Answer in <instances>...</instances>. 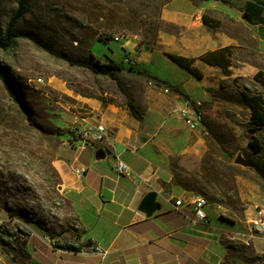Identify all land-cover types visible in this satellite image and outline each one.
<instances>
[{"label": "rangeland", "instance_id": "374dc122", "mask_svg": "<svg viewBox=\"0 0 264 264\" xmlns=\"http://www.w3.org/2000/svg\"><path fill=\"white\" fill-rule=\"evenodd\" d=\"M168 1L29 0L31 11L16 27L12 49L0 52L5 74L25 91L31 113L28 121L0 80V264H34L31 236L53 238L61 250L80 245L81 228L68 198L76 167L66 152L74 147L76 130L98 125L80 124L89 116L80 100L126 108L116 83L89 68L94 58L104 63L106 57L130 55L120 49L125 43L141 53L133 52L135 63L118 77L143 114L132 120L151 152L157 185L179 186L222 206L228 220L239 224L240 235L230 244L232 264H264V230L250 224L264 217V128L250 123L251 111L243 103V94L264 99V81L257 78L262 72L264 80V51L238 10L214 3L218 9L205 13L222 21L217 32L236 47L232 75L214 68L189 83L190 74L168 58L171 52L161 43L162 32L175 39L181 31L162 18ZM16 8L17 0H0V33ZM114 36L122 40H100ZM146 76L167 77L191 95L179 98ZM187 100L202 102L208 133L184 125L178 102ZM255 140L259 152L251 146ZM239 155L251 166L236 164Z\"/></svg>", "mask_w": 264, "mask_h": 264}, {"label": "crops", "instance_id": "0c3cea01", "mask_svg": "<svg viewBox=\"0 0 264 264\" xmlns=\"http://www.w3.org/2000/svg\"><path fill=\"white\" fill-rule=\"evenodd\" d=\"M225 1L227 4H220L227 8L236 4L241 16L245 12L250 14L248 25L254 29L264 51V6L256 0ZM214 3L218 2L196 5L191 0H170L162 10L164 21L181 28L175 39L166 38L162 32V46L173 54L194 58L196 66L205 75L214 68L199 58L207 52L232 45L224 33L214 31L202 22L206 10L218 9ZM227 14L236 18L235 13ZM120 49L130 54L125 56L136 52L130 43L120 45ZM125 56L123 59H106L123 68L131 67L123 62ZM157 79L183 96L191 95L192 91L181 89L167 77ZM193 80L194 77L189 75L188 82ZM80 103L89 112L80 124L98 122L111 134L104 142L88 143L85 150L75 147L67 150V160L75 167L87 170L80 179L71 171L68 198L81 228V239L96 244L106 253V258L69 250L56 252L41 237L35 236L29 240L34 264H232L230 244L240 235L236 232L239 224L228 220L224 208L210 204L206 209L209 223H194L193 212L176 207L174 202L195 193L175 185L168 190L157 185L160 177L155 178L157 170L151 152L140 140L137 125L127 108L88 98ZM178 103L180 111L185 102ZM99 151L105 156L98 160ZM119 159L131 168L130 176L115 171ZM150 192L157 194L158 205L153 212L147 213L141 209V203Z\"/></svg>", "mask_w": 264, "mask_h": 264}, {"label": "trees", "instance_id": "16d2710c", "mask_svg": "<svg viewBox=\"0 0 264 264\" xmlns=\"http://www.w3.org/2000/svg\"><path fill=\"white\" fill-rule=\"evenodd\" d=\"M193 1H199V2L216 1L221 4H227L225 0H193ZM256 2L264 6V2H260L259 0H256ZM230 8L237 10L236 4L231 5ZM30 11L31 9H30L29 0H17V8L11 17L5 32L0 33V52L7 53L12 49L16 38L19 36L18 33L15 31L16 27L22 22L25 16L28 13H30ZM244 14H248L249 19L251 21L250 14L248 12H245ZM202 22L206 27L214 31H217L222 26V21L220 19L210 16L208 13H204L202 15ZM31 39L33 38L31 37ZM100 40L108 42L111 40V38L108 37H106L105 39L100 38ZM235 49H236L235 46H226L224 48H220L218 50L205 53L199 58V60L210 67L219 69L224 76H231L232 75L231 67L233 66ZM167 56L172 62L177 64L179 67L184 69L193 77L197 79L203 78V72L196 66L195 64L196 60L194 58H189L186 56H181L173 53H168ZM94 59H95V63L90 64L89 68L94 73H102L104 75L109 76L116 83L119 90L124 95L125 97L124 105L129 111L130 115L138 120H142L143 114L140 110V107L134 102V100L132 99V97L128 92V89L118 77V72L123 71L124 68L120 64L115 63L113 60H109L108 62L102 63L99 59L97 58ZM261 77H262V72H259L257 78L260 79L259 80L260 82L264 81ZM146 78L153 79L154 83L157 85L163 84L165 86H168L173 93L183 96V94H181L178 90L174 89L172 86H169L167 83L161 82L157 78H151L149 76H146ZM0 80L5 90L9 94L12 102L19 108V110L22 112L25 118L28 121H30L31 113L26 104L25 91L22 88L18 89V87L11 81V79L7 77V75L5 74L2 68L1 61H0ZM243 103L251 111L250 123L253 126H255L257 129L264 128V99L262 98V96L243 94ZM73 137L74 140H72V143H74L78 139L75 133H73ZM251 146L257 152L261 151L262 149L257 140L252 142ZM210 200L212 203H218L220 205L230 206L231 203L228 200L226 201L218 200L215 197H210ZM34 237L35 236H31L30 241L33 240ZM68 250L79 252V248L74 246H68Z\"/></svg>", "mask_w": 264, "mask_h": 264}, {"label": "built area", "instance_id": "2783aa9c", "mask_svg": "<svg viewBox=\"0 0 264 264\" xmlns=\"http://www.w3.org/2000/svg\"><path fill=\"white\" fill-rule=\"evenodd\" d=\"M260 2H264V0H259ZM121 41L122 37L120 36H114L111 38L110 41ZM124 63L128 65H133L135 63V60L132 56H125ZM166 92L168 90L166 89ZM188 101V108H181L179 113L181 118L183 119L186 127L192 131V132H207V126L205 121V112L203 109V104L201 101L197 100H187ZM190 121H200L201 122V129L199 130H192L190 129ZM108 129L106 126L100 123V128H89V126L76 130L75 135L77 136V140L73 143V146L76 150H85L87 147V144L89 142H104L108 138ZM86 169L85 168H73L74 174L77 176V178H82L86 175ZM115 171L119 175H125L130 176L131 175V168L122 160H118ZM174 205L176 207H184L190 209L194 214V223H202V224H208L209 223V217L207 214V207L210 205V202L207 198H205L203 195L200 194H194L186 199H177L174 202ZM251 226L259 229L264 230V217L260 214V216L254 218L250 222ZM1 227V222H0ZM44 242L52 248L56 252H60L61 249L57 247V243L55 239L53 238H45L43 239ZM79 248V252H82L84 254H97L104 258H106V253L103 252L96 244L81 240L80 245L74 246Z\"/></svg>", "mask_w": 264, "mask_h": 264}, {"label": "water", "instance_id": "95a60500", "mask_svg": "<svg viewBox=\"0 0 264 264\" xmlns=\"http://www.w3.org/2000/svg\"><path fill=\"white\" fill-rule=\"evenodd\" d=\"M243 19L246 21H250L248 14H244ZM105 154L103 151H99L97 153V159H102L104 158ZM236 164L239 165H243L245 167H250L251 164L250 162H248L242 155H239L235 161ZM156 198H157V194L155 192H150L148 193L142 203H141V209L147 213H151L155 210V208L157 207V203H156Z\"/></svg>", "mask_w": 264, "mask_h": 264}, {"label": "bare ground", "instance_id": "6f19581e", "mask_svg": "<svg viewBox=\"0 0 264 264\" xmlns=\"http://www.w3.org/2000/svg\"><path fill=\"white\" fill-rule=\"evenodd\" d=\"M182 108H188V101L184 104ZM91 128H100V124L93 126ZM190 129L192 130L201 129V122L200 121H190Z\"/></svg>", "mask_w": 264, "mask_h": 264}]
</instances>
